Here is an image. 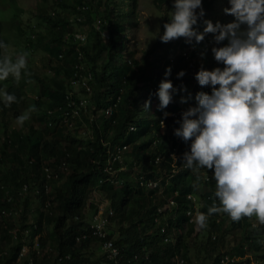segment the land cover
Listing matches in <instances>:
<instances>
[{
	"label": "trees",
	"instance_id": "16d2710c",
	"mask_svg": "<svg viewBox=\"0 0 264 264\" xmlns=\"http://www.w3.org/2000/svg\"><path fill=\"white\" fill-rule=\"evenodd\" d=\"M155 1L161 8L167 0ZM212 3L213 0H202V17L206 16ZM38 4L35 14L37 24L24 21L19 13L11 19L0 18V41L6 45L0 49V57L7 55V50L18 44L17 38L24 37L25 51L29 57L37 50L49 52L46 57L52 76L47 79L32 65L26 64V70H22L19 80L9 75L4 82L0 81V89L5 83V91L17 98L8 107L0 103V248L7 245L6 250L0 249V264H21L24 246L29 244L31 252L37 236L40 244L44 245L42 234L46 224L52 225L49 237L57 243L58 255L54 264L87 261L82 250L96 238L90 236L77 241V236L85 232L89 225L84 214L88 198L96 190L113 193L118 184H122L123 193L117 203L113 199L111 202V208L116 211L114 216L120 223L117 242L122 256L116 264H176L175 259L179 255L190 264L186 240L194 233L195 223L187 212L197 210L199 196L203 197L202 213H207L214 204L219 206L214 196L216 183L211 176L206 180L194 172L204 169L211 174V169L184 167L182 154L189 149L190 142L175 136L173 129L179 127L177 121L190 105L182 110L177 102H171L165 108L158 109L156 91L144 89L154 83V90H157L159 81L164 79L151 77L149 70L145 69L149 56L155 52L159 42L145 51L141 60L137 59L135 50L126 51L125 32L127 29L131 32L132 27L138 25L139 0H38ZM124 4L128 6L127 9H124ZM77 13L84 17L82 21H77ZM98 19L101 23L99 28L96 25ZM196 26L193 25L194 28ZM80 28L88 32L87 43L81 46L83 69L74 67L79 52L73 34ZM104 55L107 58L100 61ZM181 62L182 59L167 61V66L175 71L184 66ZM84 74H89L87 80L93 91L90 109L96 118L92 122L83 113L79 121L67 103L71 98L79 102L78 92L72 91L70 97L67 93L74 88L73 78H80ZM24 83L37 88L33 99L29 98ZM144 91L146 100H150L147 109L144 108L145 102L142 103ZM155 101L156 106L153 107ZM29 106L35 108L30 113L31 118L51 122L54 128L46 126L40 132L35 130L33 124L28 132L12 128V121ZM108 107L112 108V112L106 116L104 110ZM144 109L146 116L142 120ZM65 111H68L67 115ZM64 118L70 123L76 121V131L85 128L89 134L78 137L69 133L64 128ZM131 126L135 128L131 130ZM64 138L69 140L64 142ZM116 145L128 146L130 169L123 168L127 161L117 160L111 164L114 170L111 174L105 169L110 166V153ZM67 165L71 171L65 176L62 186H56L53 193H45L41 186L47 180L44 168L47 166L59 175L60 169ZM136 168L141 171L134 176L131 170ZM150 180L161 183L151 188L141 184V181ZM25 183L39 189V193H35L39 197V206L32 209L30 199L22 195V205L25 207L23 225L14 232L3 217V211L13 205L7 199L8 194L14 201L15 195H21L20 190ZM200 183L207 184V189L197 195ZM189 195L196 200L193 201ZM47 200L51 201V205L50 211L45 213ZM170 200L175 204L163 210L161 207L166 201L169 204ZM90 206L93 209L96 207L92 203ZM28 213L31 214V222ZM219 215L220 212L208 215L211 230H219ZM254 217L242 216L238 221L232 220L233 227L242 229V237L230 252L237 251L242 257L250 249L257 264H264V224L257 218L254 224L251 221ZM23 231H28L32 241L25 240ZM170 237L171 241H166ZM211 237L209 235V239ZM219 238L223 239V235ZM32 255L34 253H29L24 264H42ZM225 256V253L217 255L212 264H223L221 260ZM226 264L253 263L249 257L237 261L229 257Z\"/></svg>",
	"mask_w": 264,
	"mask_h": 264
},
{
	"label": "clouds",
	"instance_id": "9594fccd",
	"mask_svg": "<svg viewBox=\"0 0 264 264\" xmlns=\"http://www.w3.org/2000/svg\"><path fill=\"white\" fill-rule=\"evenodd\" d=\"M227 2L229 7L223 11L233 16L231 22L204 20L203 31H197L193 25L204 15L202 0H172L174 10L159 36L162 42L178 37L191 41L194 37L199 43L205 34L212 33L217 45L227 41L211 48L214 59L224 66L211 70L201 67L195 73L198 84L208 86L210 93L198 91L195 106L181 113L179 127L173 129L175 136L185 142L191 140L189 149L182 154L184 167L211 169L216 183L214 196L219 206L209 207L207 214H196L200 228L206 227L208 215L220 211L233 221L255 215L264 224V0ZM5 47L0 41V49ZM26 63L24 54L14 60L7 55L0 57V81L9 75L19 80ZM170 74L171 66H166L165 79L155 93L158 109L165 108L177 91L167 79ZM176 75L183 77L185 72L181 69ZM16 99L14 94L0 89V103L5 107ZM184 100L181 97V102ZM149 103L146 100L144 108ZM34 110L29 106L18 115L17 125L23 126Z\"/></svg>",
	"mask_w": 264,
	"mask_h": 264
},
{
	"label": "rangeland",
	"instance_id": "374dc122",
	"mask_svg": "<svg viewBox=\"0 0 264 264\" xmlns=\"http://www.w3.org/2000/svg\"><path fill=\"white\" fill-rule=\"evenodd\" d=\"M125 1V0H124ZM38 0H0V18L3 20L11 19L16 14H20L21 18L29 23L37 24V18L35 17V14L38 11ZM225 7H229L227 0H213V3L211 5L210 10L206 14L205 17H198V22L196 26L197 31H203L204 28V20H211L213 23L219 21L221 23H227L231 22L234 18L231 14L224 13L223 9ZM128 6L124 4V9H127ZM173 3L172 0H167L162 4L161 8H158L155 0H139V5L137 9V20L138 25L133 26L131 32L128 31V29L125 32L124 43L127 44L126 51L128 49L135 50L136 51V57L137 59L141 60L143 58V53L150 48L153 47L156 43L159 42L158 46L156 47L155 52H153L149 58L148 62L150 67L147 65L145 66V69H148L150 72V76L154 77L157 76L158 78L164 77V71L167 66V61H179L182 59V64L184 63V66L181 68H176L175 71L171 69V74L167 77V79L171 80L173 86L177 89L175 93L172 95L171 102H177L180 105V108L183 110L188 105L195 106V94L198 91H204L210 93V88L208 86H201L198 84L197 80L195 79V73L201 68H206L208 70H211L214 67H223L224 65L222 63L217 62L213 54L211 52V48L213 46H222L223 44L227 43V41H222L219 45L215 43L213 40V34L207 33L204 36V39L202 40V43H197L194 39V37L191 39V41L188 40L186 37H178L169 40L168 42H162L159 39V36L163 33L164 28L163 25L165 22H168L171 18V12L173 11ZM199 11V9H197ZM133 22L135 19L132 20ZM77 27V25H75ZM86 28V27H85ZM81 29V28H80ZM86 35L88 32H85V29H81ZM128 31V32H127ZM88 36V35H87ZM18 44L15 46H11L7 50V56L10 59H15L18 55L24 54L26 56L27 62L26 64L32 65L34 69L43 77H52L50 75V69L49 68V61L46 56L49 55V52H45L43 50H37L35 53H32L30 57L28 56L27 52L25 51V40L23 41L24 37L17 38ZM128 52V51H127ZM204 53L203 56H201V53ZM185 57L186 59L182 58ZM106 55H104V58H102L100 61L106 59ZM84 66V63H82ZM76 65V64H75ZM174 69V68H173ZM183 69L185 72V75L183 77H177L176 73ZM87 76V74H86ZM59 79V78H57ZM165 79V77H164ZM188 79V80H186ZM3 80L2 82H4ZM160 82V81H159ZM29 98L31 97L33 99V96L37 92V88H33L35 85H30L27 83H24ZM149 87H145L144 89L146 91H149L147 89H152L153 91H156L155 84H148ZM7 86L5 83L2 84L1 89L4 91L6 90ZM184 90H181V89ZM73 91L78 92V95L82 98L87 97L88 100H90L93 91L90 93H87L83 87H80V85L74 84V88L71 89ZM146 91L142 92V103L145 102ZM89 94V95H88ZM181 97H184V102H181ZM91 102V101H90ZM156 106V101L153 103V107ZM111 107H108L104 110V113L106 116L111 115ZM185 111V109L183 110ZM88 113V112H87ZM23 123V126H18L16 123V119H14L11 123V127L14 128H21L23 131L28 132L29 127L31 124L34 125L35 130L40 132L42 129H44L46 126H50L52 129L54 128L51 125V122L47 121H39L35 120L30 117ZM88 116V115H86ZM146 111L145 109L142 112V120L145 119ZM79 120V119H78ZM81 121V120H79ZM66 126L64 127L66 131H69V133L74 134L78 137H86L88 133L85 131V128H81L78 131L76 129L78 128L76 121L71 124L70 122L64 121ZM165 129V128H163ZM162 129V130H163ZM76 131V132H75ZM64 142H67V138L63 139ZM191 142V140L187 141ZM128 151V150H127ZM127 151L121 153V160L126 163H124L123 168L124 169H130L128 165V161L130 160L129 156H127ZM61 173L59 172L60 178L52 177L51 180L46 181L45 183L49 184L50 191L48 193H53V190L56 186H62L63 180L65 176L71 171V167L67 165L65 168L60 169ZM133 175L136 176L141 169L136 168L131 170ZM196 174H200L205 177L206 180H208L209 176L212 177V173L208 174L204 169H196L194 170ZM163 178V176H161ZM210 177V178H211ZM116 179V178H115ZM116 182V181H115ZM44 183V184H45ZM158 184H160V181H157ZM44 184L41 186L43 187ZM35 186H32V190H35ZM207 184L200 183L199 184V190L197 195H201L202 192L206 191ZM123 193L122 191V184H118L116 186V189L113 193H107V192H101V191H93L89 198H88V204L84 209L85 217L88 221L92 219L93 215L97 211L105 212L111 207V202L114 200L115 203L119 200V196ZM113 194V196H112ZM159 194L161 195V190L159 191ZM3 197V195H2ZM24 197L30 199L31 207L32 209H35L39 206V197L34 193L30 192V194L25 195ZM114 197V198H113ZM113 199V200H112ZM23 196L22 195H15L14 201L12 202L13 205L8 211V214H3V217L6 219V221L11 225V228L14 232L18 231L23 225L24 220V211L25 207L22 205ZM198 206L196 212L193 214V221L195 223V231L192 235L187 237L186 244L188 245V252L191 260L189 261L190 264H212L215 262V258L219 254L225 253L227 256L229 255L230 259L232 260H240L242 258L247 259L249 257L253 264H257V261L255 260V257L252 255V252L250 249H248V253L242 257L237 253V251H233L231 253V249L234 248L239 244L242 237V229L233 227L232 225V219L231 217L223 211H220V215L218 217L217 224L219 225V230H211V226L209 223V218L206 222V227L200 228L196 224L195 216L198 212H201V207L203 206V197H198ZM51 202V201H50ZM11 203V204H12ZM93 204L96 206L94 209L90 204ZM51 205V204H50ZM168 203H166L161 207L164 209H169ZM45 213H48L50 211V207H44ZM115 211V208H114ZM96 212V213H97ZM116 212V211H115ZM106 213V212H105ZM204 213V212H203ZM207 214V213H205ZM115 215V214H114ZM30 219L29 222L32 221L31 214L28 213L27 215ZM209 217V216H208ZM160 220V219H159ZM162 221V220H160ZM254 224L257 223L256 217L252 218L251 220ZM120 223L118 222V219L114 216V218L110 219V231L111 234H113L114 239H118L120 232H119ZM52 231V225L46 224L44 226V231L42 234V237L44 238V245L40 244L39 236H37L34 239V245L31 247L30 252V245H25V250L23 251L21 255V264H24L25 258H29V253H34L32 256H36L42 264H54L56 257L58 255V251L56 249L57 243L49 237ZM209 235H211V239H209ZM220 235H223V239L220 240ZM23 236L27 242L32 241L31 236H29L28 231H23ZM174 236V235H173ZM172 236V237H173ZM216 237V238H215ZM264 238V234H263ZM247 247V246H245ZM7 245H3L0 249L6 250ZM186 249H184V252ZM82 255L87 259V261L82 262L80 264H113L110 261H108L100 247V243L96 240H93L89 246L84 248L82 250ZM183 255V254H182ZM181 256V255H179Z\"/></svg>",
	"mask_w": 264,
	"mask_h": 264
},
{
	"label": "built area",
	"instance_id": "2783aa9c",
	"mask_svg": "<svg viewBox=\"0 0 264 264\" xmlns=\"http://www.w3.org/2000/svg\"><path fill=\"white\" fill-rule=\"evenodd\" d=\"M76 19H77V21H82L84 19V17L81 14L77 13L76 14ZM100 24L101 23H100V21L98 19L97 22H96V25L98 26V28L100 27ZM73 36H74L75 41L77 42L76 49L79 52L78 62L76 63V65L74 67H77V69H79V68L83 69V67H84L83 64H82L83 51L81 50V46H83L85 43H87L88 36L86 35V33H84L80 29L75 30ZM60 56H62V55H60ZM79 62H80V64H78ZM76 74L77 73H75V75ZM88 76H89V74H88ZM88 76H86L84 74V75H81L80 78H77V79L73 78L72 83L80 85V87H83L87 93H90L92 91V87L88 83V80H87ZM72 91L73 90H69L68 91L67 94H69L68 95L69 97L72 95V93H73ZM79 97H80L79 102H77L76 100H74L72 98L67 102L68 105L70 107H72L71 108V112H72L73 116L78 118L79 120H82V113H83L85 115H88V118L90 119L91 122L94 121V119L96 118V115L90 109V100H88L87 97H84V98H82L81 96H79ZM67 112L68 111H65L64 114L67 115L68 114ZM111 112H112V108H111ZM111 112H110V114H111ZM62 121L68 122L69 120H66L64 118V119H62ZM74 122H71V124H73ZM130 128H131V130H133L135 127L131 126ZM88 134H89V132H88ZM127 150H128V146L127 145H123V146L116 145L113 148V150L111 151V153H110V155H111V158L109 160V165L110 166L106 167L105 170L110 172L111 174H113L114 170L112 169L111 164L114 161H117V160L122 161L121 160V153L125 152ZM172 156L176 158L175 154H172ZM158 160H159V158L157 159V161ZM44 171H45L46 177H47L46 181H49L52 177H56L57 178L59 176L58 174H54L51 171V169L49 167H47V166L44 168ZM173 171H176V170L174 169ZM141 184L145 185V186H147L149 188L155 187V186L158 185L157 181H153V180H150L148 182L141 181ZM30 188H31L30 184L29 183H25L23 185V187L21 188V190H20V194L25 196V195H27L30 192L39 193V189L38 188L35 189V190H32ZM42 188L44 189L45 193H47V194L50 191L48 183H45ZM189 197L192 198L193 201L196 200L195 197H193L192 195H189ZM7 199H8L9 202H13V197L11 195H9V194H8ZM50 204H51L50 200H47L46 201V207H49ZM174 204H175V202L173 200H170L168 205L169 206H173ZM96 212L93 215L92 219L90 220L89 225L86 227L85 232H83V233H81V234H79L77 236V241H81L83 239H87L90 236L95 237L96 241H98L100 243V247H101L106 259L108 261L112 262L113 264H116L118 262V260L122 256L121 247L118 244L117 240L114 239L113 236H111V231H110V228H109L110 219L113 218V216L115 214V211H114L113 208L110 207L107 211H105L106 213L102 212L101 210L98 211L97 213ZM195 212H196V210L192 211L191 209L188 210V212H187L188 215L191 216V221L192 222H193V214ZM3 214H8V211L5 209L3 211ZM166 241H171V237L170 238H166ZM24 250H25V247L23 248V251ZM228 260H229V257L225 256L224 258H222L221 261H222L223 264H226V262ZM175 261H176V264H187L186 259L183 258L182 256H177Z\"/></svg>",
	"mask_w": 264,
	"mask_h": 264
}]
</instances>
